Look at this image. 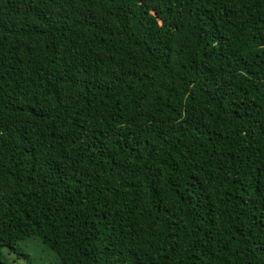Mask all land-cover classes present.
<instances>
[{
  "label": "trees",
  "instance_id": "obj_1",
  "mask_svg": "<svg viewBox=\"0 0 264 264\" xmlns=\"http://www.w3.org/2000/svg\"><path fill=\"white\" fill-rule=\"evenodd\" d=\"M264 264V0H0V264Z\"/></svg>",
  "mask_w": 264,
  "mask_h": 264
},
{
  "label": "rangeland",
  "instance_id": "obj_2",
  "mask_svg": "<svg viewBox=\"0 0 264 264\" xmlns=\"http://www.w3.org/2000/svg\"><path fill=\"white\" fill-rule=\"evenodd\" d=\"M19 249L24 256H18L4 248L6 264H60L58 255L46 248L38 239H27L19 242Z\"/></svg>",
  "mask_w": 264,
  "mask_h": 264
}]
</instances>
